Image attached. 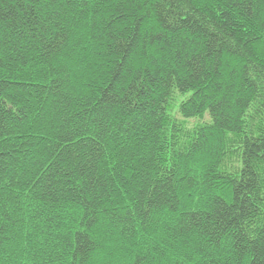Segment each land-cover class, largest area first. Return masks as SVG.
I'll use <instances>...</instances> for the list:
<instances>
[{"label":"trees","instance_id":"trees-1","mask_svg":"<svg viewBox=\"0 0 264 264\" xmlns=\"http://www.w3.org/2000/svg\"><path fill=\"white\" fill-rule=\"evenodd\" d=\"M0 264H264V0H0Z\"/></svg>","mask_w":264,"mask_h":264},{"label":"rangeland","instance_id":"rangeland-1","mask_svg":"<svg viewBox=\"0 0 264 264\" xmlns=\"http://www.w3.org/2000/svg\"><path fill=\"white\" fill-rule=\"evenodd\" d=\"M177 111V116H179L181 119H184L183 117H181V115L179 114L178 112V109L176 110ZM198 122V118H192L190 119V123L188 124L189 126H193V124L197 123Z\"/></svg>","mask_w":264,"mask_h":264}]
</instances>
